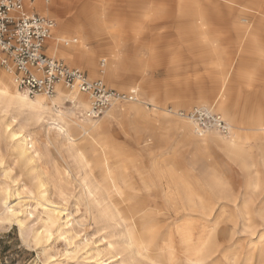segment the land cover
Instances as JSON below:
<instances>
[{
  "label": "bare ground",
  "instance_id": "obj_1",
  "mask_svg": "<svg viewBox=\"0 0 264 264\" xmlns=\"http://www.w3.org/2000/svg\"><path fill=\"white\" fill-rule=\"evenodd\" d=\"M162 1L169 7L166 19L178 27L179 35L195 34L194 44L198 43L197 48L204 52L212 50L208 34L212 27L221 26L226 31L232 30L243 36L248 34L252 43H256L260 36L250 29L255 27L258 31L263 28L264 31V16L260 15L264 14V7L257 9V14L250 15L240 9L243 0H206L212 7L208 16L201 14V8L197 6L200 0ZM34 2L36 9L43 14L45 1ZM147 2L141 0L131 5L145 9L151 6ZM48 3L51 10L46 14H51L55 5L50 0ZM64 11L65 7L58 9L59 13ZM212 12L216 15H212ZM83 14L86 16L84 23L77 17L61 19L60 27L53 30L52 36L55 29L56 35L46 41L47 53L66 59L71 65L84 64L92 77L100 76L111 82L119 76L115 67L118 54L110 49L102 57L101 67L94 63L98 54L89 45L97 40L96 48H100L102 39L99 37L102 33L97 30L98 37H92L94 33L90 29L94 26L95 16L86 11ZM250 16L257 19L255 24H251ZM7 70H0V105H3L0 107V155L1 144L5 140L11 161L4 167V173L14 188L0 187V223L14 221L21 231L29 228L33 240L38 245L45 244L43 252L50 260L47 264H69L55 259L51 254L50 241L55 236L63 237L70 246L71 250L66 255L80 253L85 264H104L108 260L110 262L106 264H264V231L255 236L256 228H251L254 210L246 196L247 188L254 191L260 187V176L249 178L245 189L239 192L221 188L220 180L211 171L205 177L216 200H227L226 207H231L236 213L238 220L234 222L235 228L241 224L242 229L252 235L244 263H240L239 258L227 254V226L218 229L220 222L217 219L212 226L208 224L209 218L201 222L193 219L196 213L209 217L216 204H211L194 188L188 174L180 172L168 159L156 157L138 166L130 159L118 158L115 149L109 147L105 140L107 123L93 120L88 114L92 105L89 94L59 84L52 97L44 94L31 97L18 87L13 70ZM246 75L250 76V72ZM214 83L213 104L218 105L219 110L235 122L233 106L227 96L228 82L219 76ZM148 87L151 88L150 85ZM135 101L131 106L135 112L141 111L143 105L155 106L157 103L154 97L143 98L139 95ZM114 112L111 111L109 115ZM194 123L189 120L183 126L189 129ZM229 126L230 132L225 135L227 140H223L229 156L240 161L245 168L253 166L246 141L260 137L264 124L260 118H255L247 128ZM194 129L200 133L197 125ZM242 129L247 132H240ZM215 133L220 135L217 131ZM53 149L62 155L66 152L70 158L76 159V174H73L79 178L82 188L77 199L90 207L91 212L94 208L96 215L95 211L92 215L103 224L101 230H104V234L96 242H91L88 236L82 237L76 230L79 222L67 201L70 195L67 183L64 184L61 176L57 178L62 169L51 158ZM114 157L115 166H112L110 159ZM261 163L264 167V148ZM163 166H166V174ZM22 170L26 171L27 180L21 182ZM62 172L69 174V169L65 168ZM23 195L30 201L26 198L21 200ZM12 196L20 199L15 205H10ZM39 207L42 209L37 216L40 224L29 227L30 217ZM162 208L168 214L166 222L156 221V214ZM257 215L264 226V206L259 208ZM83 225L84 222H80V226ZM111 227L113 230L110 231ZM219 255L224 261L217 260Z\"/></svg>",
  "mask_w": 264,
  "mask_h": 264
},
{
  "label": "rangeland",
  "instance_id": "obj_2",
  "mask_svg": "<svg viewBox=\"0 0 264 264\" xmlns=\"http://www.w3.org/2000/svg\"><path fill=\"white\" fill-rule=\"evenodd\" d=\"M137 1L141 0H50L55 7L51 14H46L56 20V29L60 27L61 19L65 17H77L80 22L84 23L86 16L83 11L93 14L95 16L93 17L94 26L90 30L94 33L92 37H98L97 30L102 33L99 37L102 39L100 41L102 46L96 48L98 42L94 40L89 47L96 54H98V50H102L106 55L112 49L118 54L115 63L119 73L118 78L110 82L100 76L92 77L90 70L84 64L71 65L62 57H54L63 59L71 67L80 68L91 79H101L111 88L128 92L136 85L141 88V92L137 93V96L156 99L155 106L143 105L144 108L136 112L131 109L132 104L136 101L117 102L102 115L92 119L107 123L105 140L109 147L115 149L118 158L127 161L130 159L138 166L151 162V159L156 157L161 160L168 159L170 164L180 172L188 174L194 188L211 204H216L209 217L196 213L193 219L201 222L205 218H209L210 226L217 219L220 222L217 225L218 229L227 226L228 244L231 246L228 245L227 254L230 256L232 254L239 258L240 263H244L252 235L249 231H244L241 224L235 228L234 222L238 220L236 213L231 207H226L227 200H216L215 194L206 184L205 177L211 171L220 180L221 188L239 192L245 189L249 178L260 176V187L254 191L250 187L247 188L246 196L254 210V224L251 228H256L255 236L258 232L262 233L264 226L257 211L261 206H264V167L261 163L264 132L260 137L250 138L246 141V146L250 151L249 160L254 165L245 168L240 161L229 156L225 149L224 141L227 140L228 134L225 136L216 129L207 132L200 129V133L196 132L194 129L196 123L191 126L192 128L186 129L183 123L191 119L181 116L180 112H190L199 107H207L221 113L229 125L235 129H237L236 126L247 128L249 122L252 123L255 118H260L264 124L263 28L258 31L255 27L250 29L251 32L254 30L260 36L256 43H252L248 34L243 36L235 34L231 29L230 32L226 31L221 26L216 27L217 29L212 27L210 33L208 32L212 50L204 52L197 48L198 43L194 44L197 37L195 34L180 36L178 27L166 19L169 15V7L166 2L145 0L148 1V6H150L149 4L151 6L143 9L131 5ZM152 2L155 3L152 4ZM241 4L240 9L251 15L258 12L257 9L260 7H264V0H243ZM197 6L201 8V14L211 15L212 7L209 1L200 0ZM63 7L66 8V11L59 13L58 9H63ZM213 14L215 13L212 12ZM260 15L264 16V14ZM205 19L207 21V17ZM256 20L250 16L251 24H255ZM56 29L54 35H56ZM102 29H104V33ZM99 66L101 67V64ZM0 70L6 72L7 68L0 64ZM247 72H250L248 77ZM219 76L229 84L227 96L233 106L235 122L226 117L219 110L218 105L213 104L214 81ZM149 85L151 88L148 87ZM68 105L71 104L68 103ZM111 111L115 112L109 115ZM216 131L221 136L215 133ZM240 132L245 133L247 130L242 129ZM1 145L0 187L8 186L13 190L11 180L4 173V167L11 161L10 152L5 140ZM51 158L62 169L57 178L61 176L64 179V184L67 183L68 192L70 191L67 201L70 208L75 211L76 219L79 222L76 230L82 237L88 236L91 242H96L104 234V230H101L103 224L97 222L92 215L93 211L96 215L94 208L91 212L90 207L77 199L79 197L77 194L81 193L82 188L79 178L74 175L76 174L74 172L76 159L70 158L66 152L62 155L54 149ZM110 163L115 166V157L110 159ZM69 165L73 168H70ZM65 168L69 169V174L62 172ZM163 171L166 174V166H163ZM22 173L21 182L27 180L26 171L22 170ZM24 196L21 200L26 198ZM19 201V198L12 196L10 205H15ZM41 211L42 209L39 207L35 216L30 217L29 227L33 224H40L37 216ZM156 215V221L166 222L168 219L167 211L164 208ZM80 222H84L85 225L80 226ZM109 230H113V227ZM50 243V252L55 259L69 264L86 263L80 253L66 255V252L71 248L63 237L55 236ZM44 245H38L33 240L29 228L21 231L19 225L14 221L0 223V264H47L50 260L43 252ZM214 257L215 260L218 258L217 260L224 261L220 255L217 258ZM108 262L110 260L105 261L104 264Z\"/></svg>",
  "mask_w": 264,
  "mask_h": 264
},
{
  "label": "built area",
  "instance_id": "obj_3",
  "mask_svg": "<svg viewBox=\"0 0 264 264\" xmlns=\"http://www.w3.org/2000/svg\"><path fill=\"white\" fill-rule=\"evenodd\" d=\"M35 0H0V64L13 70L18 87L29 96L37 94L54 96L57 85L69 89H78L89 94L92 99L88 114L92 118L102 115L117 102L137 100V92L119 91L107 86L101 79H91L88 74L76 67H70L63 59L48 55L45 52L46 41L52 36L54 28L47 20H56L42 14L28 4ZM45 1L46 0H42ZM49 0H47L48 2ZM24 5L22 9L20 6ZM42 38L43 46L37 43V32ZM180 115L193 120L203 131L218 130L229 134L230 126L217 112L209 108H197Z\"/></svg>",
  "mask_w": 264,
  "mask_h": 264
},
{
  "label": "snow or ice",
  "instance_id": "obj_4",
  "mask_svg": "<svg viewBox=\"0 0 264 264\" xmlns=\"http://www.w3.org/2000/svg\"><path fill=\"white\" fill-rule=\"evenodd\" d=\"M20 7L23 9L24 8V5L21 4ZM29 7H31L33 9V12H35V8L37 7V5L35 4V2H33V3H30ZM50 10H51V5L46 0L45 4L42 6L43 14H46V13L50 12ZM41 18L42 19H45L46 22L51 27H53V28L56 27L55 21L47 20L46 19V16H42ZM33 31L34 32H37V43L39 45H41V47H42L43 46V44H42V38L39 37L38 30L34 29ZM103 56H104L103 51L102 50H98V55L96 56V59H95L94 63L97 64V65L102 64L103 63V60L100 59V58L103 57ZM132 89L135 90L137 93L141 92V88L140 87L138 88L137 86H134V87H132Z\"/></svg>",
  "mask_w": 264,
  "mask_h": 264
},
{
  "label": "crops",
  "instance_id": "obj_5",
  "mask_svg": "<svg viewBox=\"0 0 264 264\" xmlns=\"http://www.w3.org/2000/svg\"><path fill=\"white\" fill-rule=\"evenodd\" d=\"M35 1H36V0H35ZM37 11H38V10H37ZM45 50H46V53H47V50H48V45H47V44H46V49H45ZM47 54H48V53H47Z\"/></svg>",
  "mask_w": 264,
  "mask_h": 264
}]
</instances>
